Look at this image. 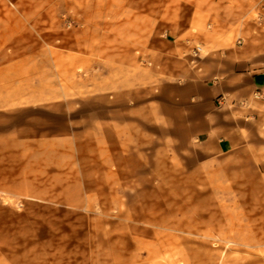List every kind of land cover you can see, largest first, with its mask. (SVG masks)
<instances>
[{
    "label": "rangeland",
    "instance_id": "obj_1",
    "mask_svg": "<svg viewBox=\"0 0 264 264\" xmlns=\"http://www.w3.org/2000/svg\"><path fill=\"white\" fill-rule=\"evenodd\" d=\"M251 45L264 0H0V264H264V163L170 118Z\"/></svg>",
    "mask_w": 264,
    "mask_h": 264
},
{
    "label": "crops",
    "instance_id": "obj_2",
    "mask_svg": "<svg viewBox=\"0 0 264 264\" xmlns=\"http://www.w3.org/2000/svg\"><path fill=\"white\" fill-rule=\"evenodd\" d=\"M249 50L250 56L232 51L171 103V125L209 157L248 151L264 163V52Z\"/></svg>",
    "mask_w": 264,
    "mask_h": 264
},
{
    "label": "built area",
    "instance_id": "obj_3",
    "mask_svg": "<svg viewBox=\"0 0 264 264\" xmlns=\"http://www.w3.org/2000/svg\"><path fill=\"white\" fill-rule=\"evenodd\" d=\"M255 96H257V94Z\"/></svg>",
    "mask_w": 264,
    "mask_h": 264
}]
</instances>
